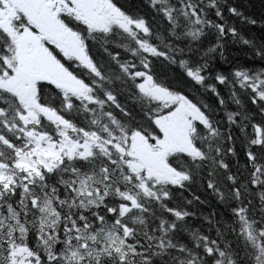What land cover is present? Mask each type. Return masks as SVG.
I'll list each match as a JSON object with an SVG mask.
<instances>
[{"label": "snow or ice", "instance_id": "snow-or-ice-1", "mask_svg": "<svg viewBox=\"0 0 264 264\" xmlns=\"http://www.w3.org/2000/svg\"><path fill=\"white\" fill-rule=\"evenodd\" d=\"M146 3L172 34L178 26L176 6L163 7L169 0ZM177 4L178 15L201 28L205 22L213 27L212 20H204L206 8L222 17L217 0L202 7L185 0ZM44 7L54 33L20 0H0V200L7 197V212L17 225L0 235V264H155L154 258L169 249L190 255L187 264H223L225 258L235 264L226 251L228 241L221 247L197 229L181 227L194 213L172 201V189L190 183L189 164L206 170V187L219 199L225 190L230 194L248 264H264V119L228 111L226 138L209 144L217 128L208 105L158 75L155 64L175 65L221 107L217 85L228 80L224 73L206 83V64L193 65L180 49L172 55L170 44L153 43V23L125 11L117 0H51ZM228 12L239 14L232 6ZM214 27L221 36L226 30L223 23ZM113 32L128 40L114 42L126 58L103 48L109 59L105 69L94 51L95 36ZM227 32L235 35V28ZM201 34L200 28L186 33L193 41ZM230 75L252 104L264 105V67L234 68ZM122 96L132 103L122 102ZM231 96H237L235 90ZM235 103L243 107L239 98ZM259 111L264 116V107ZM77 112L85 117L82 124L69 118ZM237 117L249 121L239 127L241 133L247 129L243 143L232 135ZM234 159L242 171H233ZM218 174L224 190L217 185ZM245 196L259 198L261 219L250 216L253 200ZM144 213L152 217L151 227ZM178 229L199 252L173 242Z\"/></svg>", "mask_w": 264, "mask_h": 264}, {"label": "trees", "instance_id": "trees-1", "mask_svg": "<svg viewBox=\"0 0 264 264\" xmlns=\"http://www.w3.org/2000/svg\"><path fill=\"white\" fill-rule=\"evenodd\" d=\"M191 3L192 5L203 6L206 0H185V3ZM117 3L127 12L135 14L139 13L153 23V43L162 42L163 44H170L173 49L172 55H176V49L181 50L183 58L189 60L193 65L199 64L201 66L207 65L205 75L208 77L207 82L215 83V73L222 72L228 80L223 85H217L220 95L224 99V106L217 102V98L206 89L200 90L199 85H195L191 81H188L182 73H179L175 65H164L160 61H156L155 70L158 75L163 76L170 84H178L193 91L203 102L208 105V114L211 117L214 126L217 128V133L211 135V138L207 141L209 144L217 145L222 142L227 136L228 123L226 120V114L228 111H240L241 116H245L251 113V119L262 120L264 116H261L259 111L260 107L264 105H254L248 99V94L245 89L241 88L239 84L234 81L230 75L232 69L246 67L251 70H255L258 67H264V0H217V6L222 11V17L217 19L214 15V9H205L207 15L204 20H212L213 27H209L207 23L201 28V25L192 22L191 18H184L179 16L181 11L177 0H169L168 4H163V7L175 5L177 13L174 14L178 20V26L170 34L168 29L170 25L166 22L162 24L159 19L160 15L154 11L146 3V0H117ZM228 6H232L237 9L238 15H232L228 12ZM254 20L255 23H250L249 20ZM216 23L225 24V32L221 36L219 31L214 27ZM201 29V36L193 41L186 35L187 31ZM227 28H235V35H230L227 32ZM157 36L159 40H157ZM96 46L95 53L97 55L98 62L102 63L105 69L108 68L109 59L107 54L103 52V48H108L114 52H121V58H126V54L123 50L115 47V43L124 44L128 43V40L121 34L113 32L110 36H103L97 34L95 36ZM247 40L249 43H244ZM107 41V42H105ZM115 42V43H114ZM211 45H216L214 51H207ZM257 50L261 53L257 56ZM235 90L236 97L231 96V91ZM239 98L243 107L237 105L235 100ZM55 97H53V100ZM122 102L131 104L132 101L127 100L125 96L121 97ZM69 118L74 122L82 124L84 115L80 113H73ZM239 125H232V135L239 143H243L247 129L245 133H241L240 126L248 124V119H240L237 117ZM183 160L187 162V158ZM99 162V161H97ZM233 171H242L239 169V164L234 159ZM191 169V181L186 183L183 188L172 189V201L181 208H186L189 212L194 213L193 216L186 218L184 224L181 227L187 228L189 231L194 229L198 230V233L208 235L211 239H216L223 247L224 241H228L230 247L226 250L233 254L235 264H248L245 238L239 233V222L233 217L231 213V207L234 205V201L231 196L225 190V196L221 200L213 193L212 190L206 187V170H198L195 166L189 164ZM217 185L224 190L223 179L221 175H217ZM198 197L199 199H194ZM245 199H252L253 204L249 206V214L254 219H261L260 201L256 196L244 197ZM191 201L187 203L186 201ZM16 198L12 199L14 210H18L16 207ZM149 208L156 210V205L152 202H148ZM253 209L255 211L253 212ZM11 215V214H10ZM146 218V222L149 227L153 223L152 217L148 213L143 214ZM0 217H2L0 215ZM5 213L3 215L4 228L0 229V235H6L7 227L11 225L16 228L17 225L10 219L4 221L6 218ZM204 217L208 219L205 220ZM35 223H39L38 220ZM137 227L143 230V225L140 221H137ZM236 231H233V228ZM219 229V235L217 234ZM198 233H194L197 235ZM223 237V240H221ZM174 243H183L187 248H190L193 252H199L200 250L193 246V240L188 235L178 229L177 234L172 235ZM169 254H164L162 257L155 259V264H187V260L191 259L190 255L183 252L177 253L175 249H169ZM172 257H176L173 259ZM223 264H227L225 258Z\"/></svg>", "mask_w": 264, "mask_h": 264}, {"label": "flooded vegetation", "instance_id": "flooded-vegetation-1", "mask_svg": "<svg viewBox=\"0 0 264 264\" xmlns=\"http://www.w3.org/2000/svg\"><path fill=\"white\" fill-rule=\"evenodd\" d=\"M20 2L25 6L26 10L29 11L30 14L38 18L39 22L43 24L49 32H52L50 29L54 27L56 28V26L50 22L48 10L44 7L45 5L49 4L51 0H20ZM6 199L7 197H5L4 200H0L1 204L4 203L1 207L5 205ZM7 202H9L8 199ZM2 210L4 211L5 209ZM40 216L42 217V215Z\"/></svg>", "mask_w": 264, "mask_h": 264}, {"label": "clouds", "instance_id": "clouds-1", "mask_svg": "<svg viewBox=\"0 0 264 264\" xmlns=\"http://www.w3.org/2000/svg\"><path fill=\"white\" fill-rule=\"evenodd\" d=\"M262 59H264V58H262Z\"/></svg>", "mask_w": 264, "mask_h": 264}]
</instances>
